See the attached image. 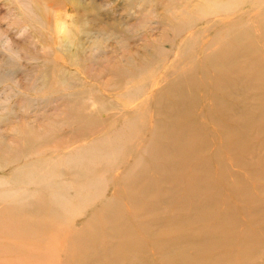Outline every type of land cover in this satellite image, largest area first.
Segmentation results:
<instances>
[{"label":"rangeland","instance_id":"1","mask_svg":"<svg viewBox=\"0 0 264 264\" xmlns=\"http://www.w3.org/2000/svg\"><path fill=\"white\" fill-rule=\"evenodd\" d=\"M35 1L0 0V264L69 262L70 239L84 233L87 217L107 203L112 193L124 188L121 179L111 187L103 183L102 190L107 188L99 199L85 200V205L80 204L79 210L72 213L73 223H62L49 218L47 210L33 202V192L49 190L71 200L80 195L60 188L59 182L68 179L66 175L64 179L57 177L56 184L49 188L39 181L29 183L26 173L35 167L36 159L53 160L71 149L88 146L107 136L130 113H145L150 123L154 116L150 95L167 91L166 83L175 85L176 72H184L181 82L185 84L200 76L205 80L203 86L217 81L207 65L208 52L213 55L228 42L238 41L247 49L246 56L253 66L262 65L260 78L264 80V0H46L52 17L49 26L34 13L38 6ZM56 22L61 23L60 36L65 29L70 30L72 42L65 41L75 45L72 53L59 47ZM245 62L250 63L244 61L242 66ZM55 72L65 80L67 91L46 89L44 76ZM120 74L126 83L119 84ZM262 84L258 90L262 102L259 110L264 111V81ZM137 86L142 89L131 94ZM65 92L71 93L73 101ZM127 97L138 101L131 99V104ZM115 110L117 116L113 115ZM76 129L84 131L79 136L70 134ZM142 136L140 133L138 144ZM132 156L120 159L115 175L129 166ZM150 165L147 162V167ZM66 166L52 164L46 170ZM89 167L99 168L100 164ZM14 169L19 170V177ZM124 210L126 215L132 212L129 207ZM251 260L252 264H264V245Z\"/></svg>","mask_w":264,"mask_h":264},{"label":"bare ground","instance_id":"2","mask_svg":"<svg viewBox=\"0 0 264 264\" xmlns=\"http://www.w3.org/2000/svg\"><path fill=\"white\" fill-rule=\"evenodd\" d=\"M45 1H35L34 13L49 26L52 17ZM60 28L61 23L56 22L57 34ZM65 30L57 39L59 47L72 53L75 45L67 44L65 39L72 42V38L70 30ZM241 34L237 33V39ZM246 53L238 41L228 42L213 55L208 52L206 63L218 83L203 86L205 80L200 76L185 84L181 82L184 72H176L175 85L166 83L167 91L150 95L154 107L150 123L145 113H130L107 136L88 146L71 149L53 160H35V167L26 173L29 183L39 181L49 188L57 177L64 179L66 175L68 179L59 182L60 188L80 195L71 200L49 190L33 192V202L46 209L49 218L68 224L73 223L72 213L80 204L85 205L82 202L101 197L107 188L102 190L103 183L111 187L118 179L124 181L122 190L112 193L107 203L87 217L84 233L70 239V261L64 264L99 260L106 264H252V254L264 245V111L259 110L262 102L258 92L264 80L260 78L262 65L254 67ZM244 61L250 63L242 66ZM120 76L122 84L124 75ZM44 80L47 90L67 91L65 80L56 72ZM141 89L137 86L131 94ZM65 94L72 100L70 92ZM207 101L212 111L205 108ZM81 131L70 134L79 136ZM140 133L143 136L138 144ZM129 154L133 155L129 166L115 175L120 159ZM93 163L100 167H89ZM52 164L67 168L48 172L46 168ZM14 175L19 177V170L14 169ZM124 207L132 212L126 215Z\"/></svg>","mask_w":264,"mask_h":264}]
</instances>
